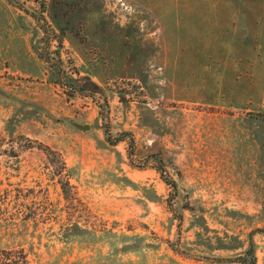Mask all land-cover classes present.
Masks as SVG:
<instances>
[{"label":"rangeland","instance_id":"1","mask_svg":"<svg viewBox=\"0 0 264 264\" xmlns=\"http://www.w3.org/2000/svg\"><path fill=\"white\" fill-rule=\"evenodd\" d=\"M58 58L101 86L132 164L96 101L55 82ZM149 154L175 192L137 167ZM260 230L264 0H0V247L30 264H241L211 258L251 234L264 264Z\"/></svg>","mask_w":264,"mask_h":264},{"label":"trees","instance_id":"2","mask_svg":"<svg viewBox=\"0 0 264 264\" xmlns=\"http://www.w3.org/2000/svg\"><path fill=\"white\" fill-rule=\"evenodd\" d=\"M48 61V60H47ZM59 61V70L56 72L55 82L69 95L79 94L84 96H90L95 101L99 108V112L104 120L105 131L107 138L111 139L113 142H119L126 140L128 142V158L130 163H133V147H134V137L130 134V137L125 136L126 133L121 134L116 137H112V134L109 130V119H108V104L106 98L103 97V92L101 86L92 80L90 77L85 75H80L78 71L74 73L76 76L69 74L64 68L61 67L62 60L58 58ZM103 99V102H100V99ZM152 166L159 173L162 181L171 187L174 192L177 189V184L174 178L170 175L165 160L163 157L158 154H149L143 162L137 165V167H147ZM264 232V230H260ZM213 261L217 262H236L241 264H256V255H255V243L253 241L252 235L249 237V245L245 250L243 255L236 256L235 258H211ZM0 264H30L28 259V252L22 247L14 248H3L0 247Z\"/></svg>","mask_w":264,"mask_h":264}]
</instances>
